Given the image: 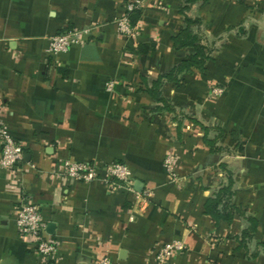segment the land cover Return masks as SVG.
I'll list each match as a JSON object with an SVG mask.
<instances>
[{
	"label": "crops",
	"instance_id": "1",
	"mask_svg": "<svg viewBox=\"0 0 264 264\" xmlns=\"http://www.w3.org/2000/svg\"><path fill=\"white\" fill-rule=\"evenodd\" d=\"M130 1L0 0V124L23 148L15 170L0 168V264H41L17 232L22 198L38 206L44 237L57 245L49 264H97L102 255L111 264H155L156 251L173 241L186 251L167 264H264L263 250L251 258L264 244V0L189 9L214 50L203 72L161 89L194 120L180 128L172 114L152 112L140 77L151 83L189 53L170 42L183 27L181 0H140L137 35L126 40L116 20ZM88 27L84 44L46 55L49 37ZM215 86L223 94L210 97ZM204 128L222 131L221 152L205 144L216 133ZM169 153L177 182L164 167ZM65 160L125 164L133 189L150 192L146 210L130 222L133 193L53 177ZM221 164L234 181L233 204L256 221L246 250L236 241L247 226L242 217L215 224L203 214L225 184Z\"/></svg>",
	"mask_w": 264,
	"mask_h": 264
},
{
	"label": "built area",
	"instance_id": "2",
	"mask_svg": "<svg viewBox=\"0 0 264 264\" xmlns=\"http://www.w3.org/2000/svg\"><path fill=\"white\" fill-rule=\"evenodd\" d=\"M141 1L134 0L124 4L123 15L116 20L117 33L122 39H134L137 35V28L129 25L127 13L133 10H141ZM92 28L66 29L55 34L48 39V46L45 51L48 57L64 54L75 45H82L91 37ZM115 83L109 81L106 84L107 91H112ZM222 87H210L209 96L219 97L223 94ZM23 156L22 146L15 142L4 131L0 124V168L15 170L21 163ZM164 167L170 179L177 182L174 173V156L169 153L165 157ZM50 174L53 177L66 180H73L79 183L104 185L110 192L119 189H126L133 193L134 203L131 207L129 221H135L141 215L149 203V190L136 192L133 189V179L128 167L123 163L112 162L105 165H98L90 162L60 161ZM15 225L20 239L34 248L35 254L40 259L41 264H49L57 255V245L50 239L44 237L45 225L41 218L39 208L27 198H22L18 202L15 217ZM186 251V246L180 241H173L160 247L154 255L155 264H167L176 254ZM97 264H111L110 259L102 255Z\"/></svg>",
	"mask_w": 264,
	"mask_h": 264
},
{
	"label": "trees",
	"instance_id": "3",
	"mask_svg": "<svg viewBox=\"0 0 264 264\" xmlns=\"http://www.w3.org/2000/svg\"><path fill=\"white\" fill-rule=\"evenodd\" d=\"M206 0H181L178 7V14L183 20V27L177 34L170 37L171 48L173 51L188 50L186 54L177 64L173 65L167 72L158 75L156 80L148 82L144 76L140 77L143 91L153 100L155 108L153 113H169L174 116V121L178 128L182 122L189 120L194 122L191 117L186 116L181 110L177 109L172 101L164 97L161 89L165 84H178L184 75L191 74L193 71L203 72L207 62L211 60V54L214 50V43L209 41L203 34L202 22L199 18H191L188 16L189 9L195 4H203ZM141 17V10H133L127 13L129 25L132 28H137V24ZM139 54H146V48L139 46ZM208 132L209 128L203 129ZM216 133L213 140H206L205 144L209 147L212 153L221 152V148L217 143L223 133L220 129H212ZM219 169L223 173L225 184L220 185L212 197L207 199L203 206V214L211 218L215 224L224 222L230 224L235 216H240L247 224L246 228L237 238L239 249H247V243L251 242L256 230V221L252 217L246 216L245 213L232 202L235 195L233 190L234 181L231 173L227 170L225 164H221ZM264 251L263 243H256L255 249L251 254V258L257 257L259 252Z\"/></svg>",
	"mask_w": 264,
	"mask_h": 264
},
{
	"label": "water",
	"instance_id": "4",
	"mask_svg": "<svg viewBox=\"0 0 264 264\" xmlns=\"http://www.w3.org/2000/svg\"><path fill=\"white\" fill-rule=\"evenodd\" d=\"M137 186H138V187H141V183H137Z\"/></svg>",
	"mask_w": 264,
	"mask_h": 264
}]
</instances>
